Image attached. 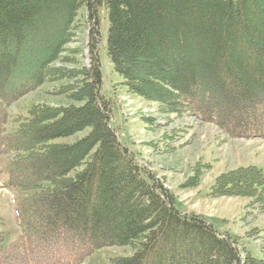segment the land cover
Returning a JSON list of instances; mask_svg holds the SVG:
<instances>
[{
    "label": "trees",
    "instance_id": "obj_1",
    "mask_svg": "<svg viewBox=\"0 0 264 264\" xmlns=\"http://www.w3.org/2000/svg\"><path fill=\"white\" fill-rule=\"evenodd\" d=\"M83 7L90 63L76 71L77 85L64 87L75 86L68 97L80 104H33L9 130L10 105L63 75L50 64ZM101 8L108 58L128 92L166 112L198 114L236 137L264 136V0H0V156H11L9 185L28 194L16 209L18 235L8 242L0 231V264H81L111 245L132 249L111 264H262L242 258L237 241L206 218L181 211L121 143L102 94ZM214 92L247 102L250 120L224 118ZM85 130L75 142H57ZM235 172L217 178L219 193L238 186L264 198L262 170ZM243 173L250 177L238 184Z\"/></svg>",
    "mask_w": 264,
    "mask_h": 264
},
{
    "label": "rangeland",
    "instance_id": "obj_2",
    "mask_svg": "<svg viewBox=\"0 0 264 264\" xmlns=\"http://www.w3.org/2000/svg\"><path fill=\"white\" fill-rule=\"evenodd\" d=\"M76 19V25L70 29V40L65 43L59 58L50 64L56 70L63 71V75L56 81H45L32 91H27L10 105L9 130H16L18 124L13 121L19 116H26L33 104L62 107L80 104L68 97L75 86H70L73 87L70 90L64 88L71 84L77 85L81 75L76 74V71L90 63L88 53L90 25L85 7L78 11ZM100 20L99 58L103 80L102 94L110 103L111 125L121 143L136 155L142 166L160 179L174 196L181 211L206 218L219 233L230 235L237 241L242 258L252 255L262 259L264 264V198L249 195L247 190L242 191L238 186L233 188L235 194H222L219 192L223 190V185L216 184L220 176L234 177L235 171L240 167L255 166L264 172V136L255 134L251 137H236L215 123L201 119L198 114L166 112L159 109L157 102L128 92L120 76L113 71L108 58L106 50L108 19L104 8L100 9ZM44 53H47V50ZM44 53L41 55H45ZM34 55L31 56L32 59ZM22 72L23 70L20 71L21 74ZM57 74L58 72H54L53 77ZM213 101L220 106L224 118L235 115L237 122L250 120V111H246L249 108L246 107L247 102L231 104L217 92L213 93ZM87 131L89 130L57 142H75ZM11 168V156L1 155L0 231L11 235L8 242L20 232L16 209L22 198L28 196L9 185ZM249 177L250 175L246 173L236 175L238 184L240 179L246 182ZM250 187L248 185L246 188ZM118 220L112 222L110 228L119 224ZM131 252L132 249L126 246H105L95 250L81 264H111L113 258Z\"/></svg>",
    "mask_w": 264,
    "mask_h": 264
}]
</instances>
